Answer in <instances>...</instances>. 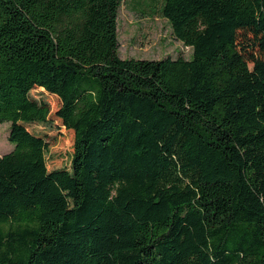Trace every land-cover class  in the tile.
Instances as JSON below:
<instances>
[{
  "label": "trees",
  "instance_id": "trees-1",
  "mask_svg": "<svg viewBox=\"0 0 264 264\" xmlns=\"http://www.w3.org/2000/svg\"><path fill=\"white\" fill-rule=\"evenodd\" d=\"M121 2L0 0V264H264V0H162L160 60Z\"/></svg>",
  "mask_w": 264,
  "mask_h": 264
},
{
  "label": "rangeland",
  "instance_id": "rangeland-1",
  "mask_svg": "<svg viewBox=\"0 0 264 264\" xmlns=\"http://www.w3.org/2000/svg\"><path fill=\"white\" fill-rule=\"evenodd\" d=\"M162 0H122L118 10L117 36L118 55L121 59L160 60L191 57V48L176 40L169 22L160 14ZM52 109L58 102L46 97ZM10 123L0 125V156L11 152L14 144L8 141ZM70 139L62 137L52 147V152L60 155L57 163L66 158L70 150Z\"/></svg>",
  "mask_w": 264,
  "mask_h": 264
}]
</instances>
